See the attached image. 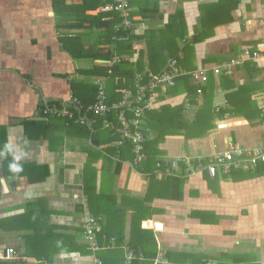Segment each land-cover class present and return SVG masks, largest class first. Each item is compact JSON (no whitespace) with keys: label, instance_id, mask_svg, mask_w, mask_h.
Masks as SVG:
<instances>
[{"label":"crops","instance_id":"1","mask_svg":"<svg viewBox=\"0 0 264 264\" xmlns=\"http://www.w3.org/2000/svg\"><path fill=\"white\" fill-rule=\"evenodd\" d=\"M97 1L93 9L90 0H63L57 8L53 0H0V256L5 248L15 251L0 264H264V175L256 172L264 164L244 169L239 163L228 173L217 168L214 176L207 171L233 146L244 156L264 146L262 74L245 55L264 50V0H128L130 19L141 23L132 20L131 39L111 38L137 42L140 50L126 56L105 43L106 36L98 34V42L92 37L87 20L109 29L113 19L99 11L106 0ZM133 30L142 36L132 38ZM159 46L165 59L154 61ZM90 50L99 58L88 57ZM115 56L120 63H111ZM232 60L239 64L231 74L211 73ZM171 61L182 74L180 89H194L193 103L183 90L153 109L184 102L186 118L200 126L193 135H202L165 138L156 149L158 170L141 172L148 157L132 165L127 148L120 155L113 129L92 112L84 114L85 125L74 122L73 128L42 116V102L74 96L71 79L92 88L95 103L96 83L103 85L110 106L134 89L137 67L159 74ZM125 64L133 68L127 81L121 72L111 75L116 78L85 74ZM195 69L209 70L200 95L187 75ZM119 86L125 91L110 102ZM125 114L132 118L129 110ZM108 120L118 127L115 111ZM139 126L152 136L142 120ZM175 160L167 174L164 167ZM167 177L183 180L177 199L170 194L177 184L164 191L159 183ZM150 187L155 193L146 198ZM89 218L97 227L100 221L96 248L85 238ZM125 248L143 257L128 261Z\"/></svg>","mask_w":264,"mask_h":264},{"label":"built area","instance_id":"2","mask_svg":"<svg viewBox=\"0 0 264 264\" xmlns=\"http://www.w3.org/2000/svg\"><path fill=\"white\" fill-rule=\"evenodd\" d=\"M102 13L116 12L121 18L120 25L130 29L133 23L130 21L131 8L129 6L128 0H108V4L101 7ZM245 55L250 57L252 60L259 63L262 74V93L258 98V103L260 105L261 113V123L264 127V50L262 52H254L252 56L248 51H245ZM121 62V58L115 56L111 63L118 64ZM238 60H232L230 62H224L210 69L211 73L215 76L220 74L229 75L232 72L234 66L238 65ZM175 62L171 61L167 68L172 71H163L159 74H154L147 72V83H143L142 77L136 74L135 86L133 90L125 91L123 93L120 102L112 104L110 106L104 103L105 97L103 94V85L96 83L98 96L97 101L92 106L87 107L86 113L92 112L94 115L99 116L103 119V125L105 128H112L113 133L116 136L115 146L120 147L127 142H130L133 148L134 158L132 160V165L134 163H139L145 158L144 153V140L145 136L143 129L139 126L138 118L144 110H150L154 107V94L156 87L165 88L167 86H172L174 84L175 78L180 77L182 74L177 72L175 69ZM207 69H196L188 73L191 83L196 87L197 95L201 94V87L208 81ZM79 102L73 100V98H68L62 103L60 109L54 107V115L59 118L66 119H76L79 124L85 125L87 119L79 112L78 107ZM132 113V118L126 116V111ZM74 111H77L75 117ZM112 111L116 112V117L119 122L118 127H114L108 120V114ZM239 159H242L239 160ZM239 163L243 164V168H256L258 163L264 164V146L249 152L247 156H244L243 152L237 147H231L230 151L224 152L222 154L216 155L212 161L207 165V171L211 176H214L217 168H221L223 173H228L231 166L239 168ZM170 164L171 168L174 167V163H167L166 166ZM97 227V219L89 218L86 223V234L85 238L92 248L97 247V243L94 239ZM113 241V240H112ZM126 258L128 261H132L136 258H142V254L135 255V253L130 248H125ZM15 256V251L12 248H5L1 252L0 259L4 261H10Z\"/></svg>","mask_w":264,"mask_h":264},{"label":"trees","instance_id":"3","mask_svg":"<svg viewBox=\"0 0 264 264\" xmlns=\"http://www.w3.org/2000/svg\"><path fill=\"white\" fill-rule=\"evenodd\" d=\"M62 1L63 0H53V7L57 8L58 5H61ZM90 2H93L94 5L90 4ZM90 2L86 3V4H88L87 5L88 7H91V8L97 7V5H98L97 0H90ZM107 3H108V0H106L105 4H107ZM93 9H96V8H93ZM111 13H113V12H111ZM103 14H106L108 16L109 15L113 16V19H111L112 25L110 26L111 33L109 34V36H106L103 41L105 43L117 45L116 50H117L118 54H120L122 56L123 55L126 56V54L129 55L131 53L133 54L134 50L132 49L133 48L132 42H129V43L121 42L124 39H131L130 38L131 29H126L125 27L121 26L120 22H119L120 19L116 14H110V13H103ZM132 20L130 19L131 22H132ZM133 21L134 22H140L141 18L138 21H136V19H134ZM114 22L117 25L119 24V26H118L119 29L117 31L116 30L114 31V27H113ZM112 37L116 40H121V41L113 42L111 40ZM64 42L68 43L67 40H65ZM64 45L66 46L68 44H64ZM131 50H133V51H131ZM177 53H178V51H175L174 54L176 56L174 59L178 58ZM91 54H92V52L90 54H88L87 56L90 58H94V59L99 58V56H100L96 51L93 52V55H91ZM140 54H142V52ZM104 57H106V55ZM122 63H126V62L122 61ZM176 63L177 62H175V64ZM174 66L176 69V65H174ZM136 69L138 71L136 74H139L140 77H142L143 83H147V80H148L147 73H145V72L140 73L143 71L141 67H137ZM102 70H105V71H102ZM102 70L100 71L98 68H91V69H89V71L85 72V74L86 75H102V74L107 75L108 74V77L110 76L111 78H116V77L111 76V75H117V73L119 74L121 72L120 73L121 76H125L127 78L126 79V78L122 77V79H121L122 81H127L129 79H132V77H133V73H132L133 68L129 67L128 64H125L122 66L121 65L111 66V68H106V69H102ZM163 71L170 72L172 70L170 68H167V66H166V68ZM260 72H261V68H260ZM134 76H136V75L134 74ZM176 79L177 78H175L174 84L172 86H167L165 88H161V87L155 88V91L153 92L155 103L158 102V104H160L159 102H161L163 100V98H165V96H168L171 94L182 95L183 90L187 91L185 98H190L189 102H191V104L193 103V99H191V96H192V94H195L194 89L192 87H191L192 89H189L188 87L180 89V87H179L180 80L178 79L179 80L178 81ZM69 82H70V88H71L73 95H74L73 100L75 99L79 102V104H78L79 112L83 115L86 113V110H87V107H89V104L95 103V100H92V96H93L92 95V88H90L85 83H83V84L80 82L76 83L72 79ZM124 85L126 87L127 83H124ZM124 91L125 90L122 89L121 86L115 87V91H114V94L112 95V97L110 99V102L118 100L119 96L121 95V92H124ZM66 100H67V97L64 99H60V100L42 102V104L40 105L42 116L57 119V120L64 119V120H61V122L63 124H67L68 126H72V128L77 127L78 125L76 123H74V122H76V119L59 118V117H56L53 113L54 107H57V108L60 107V109H61L62 103ZM74 113H75V117H76L77 111H74ZM185 113H186L185 104H184V102H181L177 105L161 104L159 109L155 108V110L153 109L152 111H151V109H150V111L144 110L143 113L140 114V116L138 118L139 124H140V120H142L143 126L146 129H148L152 134L151 137L146 136L145 140H144L145 158H143V160L141 162H145V160H147V157H148V163L149 164L147 166L144 165V168H140L141 172H144L147 170H153L154 167L157 168L156 170H158L160 168V167H156V163H155L156 162V155H158L157 154L158 150L156 151V149L158 148L159 144L165 138L172 137V136H178V135H183V136L185 135L186 137L191 138L194 135H197L195 137L202 135V132H200V133L196 132L193 135L194 129L200 128V126L196 125L197 120L195 118H193L192 121H189L188 118H186ZM98 121H100V120H98ZM108 133H109V135L112 134V132H108ZM113 137L115 140L116 136L113 135ZM113 137H112V140H113ZM125 148H127V149H125ZM118 149L120 150V152H119L120 155H121V152L124 151V149H125L126 151L131 152V154L134 158L133 148H132V145L130 144V142H127L123 146L118 147ZM133 158H132V160H133ZM141 162L134 163V165L137 166ZM174 162L175 163H174L173 168H171L170 164H168L167 166L164 167L165 170L167 171V174L172 172L173 169L174 170L176 169L175 167L177 166V160H175ZM256 172L260 173L259 175H261V174L264 175V167L261 168L259 165ZM159 183L162 186V189L164 191H167V190H165L167 188L172 189L177 184V186L173 189V192L171 191L170 194L175 199H177V197H178V195H176L177 190H178V193L181 194L180 188H181V185L183 183V180L173 179V178H168V179L164 178V180L159 181ZM165 186H166V188H165ZM152 190H153V188L150 187L148 192H147L146 198H150L151 196H153L152 193H155V192H152ZM163 190H161V191H163ZM158 193L159 194H157V197H163V194H165L162 192H158ZM99 222H98V230H99ZM147 226H150V225L148 224ZM201 264H215V262H213V261L209 262L207 260V261H202Z\"/></svg>","mask_w":264,"mask_h":264},{"label":"rangeland","instance_id":"4","mask_svg":"<svg viewBox=\"0 0 264 264\" xmlns=\"http://www.w3.org/2000/svg\"><path fill=\"white\" fill-rule=\"evenodd\" d=\"M108 4V3H107ZM107 4H105V5H107ZM104 6V5H103ZM101 10V8L99 9V11ZM98 11H94V12H92L91 14L92 15H95L96 13H97ZM101 12V11H100ZM109 13H111V12H109ZM113 14H116L118 17H119V15L116 13V12H113ZM119 19H120V23H121V18L119 17ZM130 19V18H129ZM88 21V23L91 25V27L93 28V34H92V37H94V39H95V41H97L98 42V40H99V38L97 37V35L98 34H101V35H103V36H107V34L109 35L110 33H111V29L109 28V29H99V27L97 26L98 24H97V22H94L93 20H87ZM118 26H119V24H118ZM113 27H116V24H115V22L113 23ZM75 29V28H74ZM127 29V28H126ZM139 31V30H138ZM133 32V35H135V37H132V38H135V39H138V38H140L141 36H142V34L141 33H139L138 34V32L137 31H135L134 32V30L132 31ZM139 32H141V31H139ZM88 33H90V32H88ZM134 41H137V40H134ZM133 44V43H132ZM93 46V45H92ZM91 45H90V47H92ZM103 46V45H102ZM136 46V47H135ZM99 48H103V47H99ZM134 51H138V50H140L139 49V47H138V45H137V42H136V44H133V48H132ZM105 49H100V53H103V51H104ZM133 50H131V51H133ZM90 53H91V50H90ZM163 53V48H161L160 46H159V49L158 48H156L155 49V51L154 50H152V53H151V55L153 56L152 57V59L154 60V61H159V60H161V57H163V59H165V55H163L162 54ZM254 52H251V55L250 56H252V54H253ZM125 58H128L129 59V57L127 56V57H125ZM87 62H88V60H87ZM91 62V61H90ZM215 67V66H214ZM214 67H212V68H214ZM235 67V66H234ZM211 68V69H212ZM196 70V69H195ZM146 73V72H145ZM95 79H97L99 82H102L103 83V78H101V77H96ZM101 85V84H100ZM102 86V85H101ZM263 87V86H262ZM263 89V88H262ZM68 98H73V96L72 95H70L69 97H67V99ZM143 133H144V136L146 137V135H145V130L143 129ZM147 137H150V134L148 133V135H147ZM123 146V145H122ZM121 147V146H120ZM187 159H189L188 157L186 158V160ZM111 242H113L112 240H111Z\"/></svg>","mask_w":264,"mask_h":264},{"label":"water","instance_id":"5","mask_svg":"<svg viewBox=\"0 0 264 264\" xmlns=\"http://www.w3.org/2000/svg\"><path fill=\"white\" fill-rule=\"evenodd\" d=\"M97 15H100V13H98ZM91 17H94V16H91ZM99 26H101V27H107V26H109V23H108L107 21H101V22L99 23ZM145 135L147 136L148 133L145 132Z\"/></svg>","mask_w":264,"mask_h":264},{"label":"bare ground","instance_id":"6","mask_svg":"<svg viewBox=\"0 0 264 264\" xmlns=\"http://www.w3.org/2000/svg\"><path fill=\"white\" fill-rule=\"evenodd\" d=\"M160 229H161V225L160 224L156 225V230H160Z\"/></svg>","mask_w":264,"mask_h":264}]
</instances>
